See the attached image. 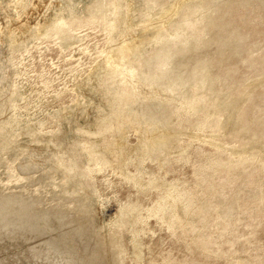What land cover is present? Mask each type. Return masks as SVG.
Instances as JSON below:
<instances>
[{
    "label": "rangeland",
    "instance_id": "1",
    "mask_svg": "<svg viewBox=\"0 0 264 264\" xmlns=\"http://www.w3.org/2000/svg\"><path fill=\"white\" fill-rule=\"evenodd\" d=\"M0 264H264V0H0Z\"/></svg>",
    "mask_w": 264,
    "mask_h": 264
}]
</instances>
